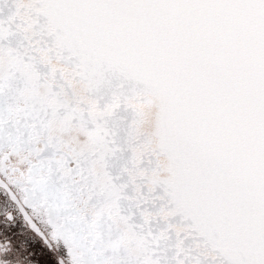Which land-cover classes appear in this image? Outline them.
<instances>
[{
	"label": "snow or ice",
	"instance_id": "6c2138e0",
	"mask_svg": "<svg viewBox=\"0 0 264 264\" xmlns=\"http://www.w3.org/2000/svg\"><path fill=\"white\" fill-rule=\"evenodd\" d=\"M0 264H264V0H0Z\"/></svg>",
	"mask_w": 264,
	"mask_h": 264
}]
</instances>
